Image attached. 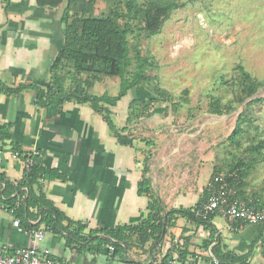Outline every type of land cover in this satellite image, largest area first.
<instances>
[{
    "label": "crops",
    "instance_id": "0c3cea01",
    "mask_svg": "<svg viewBox=\"0 0 264 264\" xmlns=\"http://www.w3.org/2000/svg\"><path fill=\"white\" fill-rule=\"evenodd\" d=\"M58 9L39 7L36 0H10L5 11L0 0V78L8 86L30 82L47 85L50 65L64 41ZM108 80L105 77L96 83L101 84V94ZM139 90L142 89L136 87L134 93ZM129 93L116 106L109 107L114 118L119 104L131 100ZM126 114L125 109V118ZM5 122L12 124L11 134L23 151L37 153L35 161L60 175L43 180L46 198L68 219L86 223L85 232L135 225L146 219L149 197L137 192L145 159L150 191L163 207L162 225L157 232L151 234L148 228V235L123 236L117 241L116 253L111 244L103 246L100 253H90L68 247L63 235L45 230L42 224L36 231L43 237L37 240L26 225L40 220L34 209L28 219L21 220L0 204V246L9 251L36 247L43 254L46 249L58 264H209L214 245L244 254L260 234L258 225L238 228L228 218L226 226L221 227L214 219L204 223L184 214L169 213L178 208L190 210L202 198L216 168L211 146L204 141L186 145V138L177 136L174 130L156 131L151 139L139 140L131 135L132 128L140 125L136 122L124 132L132 138V144L120 145L89 104L66 102L56 117L47 119L44 108L35 105L30 88L18 95L0 94V123ZM180 145L187 150L180 153ZM146 148L149 153H143ZM10 149L9 142L0 149V174L16 183L25 168ZM190 153H194L192 157ZM15 220H19L17 226L13 224Z\"/></svg>",
    "mask_w": 264,
    "mask_h": 264
},
{
    "label": "trees",
    "instance_id": "16d2710c",
    "mask_svg": "<svg viewBox=\"0 0 264 264\" xmlns=\"http://www.w3.org/2000/svg\"><path fill=\"white\" fill-rule=\"evenodd\" d=\"M97 2L108 5V11L100 16L95 14ZM3 3L6 11L10 0H3ZM63 4L65 5L60 21L63 24L64 41L50 65V78L47 85L41 87L30 82L29 84L18 83L15 86H8L0 78V94L18 95L26 88L32 89L34 103L38 107L44 108L47 119L56 117L66 102L87 103L93 111L102 116L117 143L129 146L132 144V138L123 134V131H126L128 127L122 129L116 127L111 119L112 111L109 107L116 106L128 92L134 94L136 87H143L146 81L156 78L148 75L149 61L141 54L140 36L143 33L148 37L159 33L162 24L177 6L176 0H145L144 3H140L138 0H36V5L39 7L56 8ZM234 73L231 90L235 105L228 103L220 106L217 102L211 103L212 113L224 114L236 110L260 87V83L241 64L235 66ZM115 76L119 77V88L115 94L103 92L100 95H94L90 92L94 85L101 82L103 78ZM67 80H69L68 84ZM223 83L227 84L224 78ZM146 91L151 92L153 96L146 98L133 96L129 101L128 111L130 113L128 112L129 115L126 118L127 124L132 123L138 117V113L132 111L134 105L138 104L139 107L145 108L154 101H165L168 98L167 92L158 86L149 87ZM257 101L260 100L254 99L252 102ZM249 104L250 102L247 106ZM247 106L244 107L237 118L234 129L227 136L232 145L240 147L241 138L250 135L253 121L245 113ZM131 112L133 113L131 114ZM11 126L12 124L9 122L0 123V149L9 142L10 150L23 161L32 153L22 150L21 145L11 134ZM247 146L245 150L253 158H258L264 151V139H259L255 143L249 142ZM234 160L228 164L229 170L223 179L229 187L239 188L245 183L253 165L241 157H236ZM147 161V159L144 160L143 174L138 182L137 192L139 195L149 197L147 204L149 212L144 221L135 225L118 226L115 229H90L85 232L86 223L68 219L52 201L46 198L43 191V180L60 178V175L53 170L44 168L38 161L34 162L30 170H25L21 180L16 183L8 181L0 174V204L13 211L21 220L31 216V210L34 209L36 215L40 216V220L35 225L26 224L27 228L36 231L37 227L42 224L45 230L63 235L68 247H75L79 251L100 253L103 246L111 244L116 253L119 247L118 242L127 235L132 233H137L139 236L148 235V228L153 234L162 225L163 207L158 197L150 191ZM215 175H218V168L212 172L201 200L192 209H172L169 213L184 214L204 223L213 219L215 213L207 218H201L195 215V210L205 201L209 189L214 185ZM18 197H22V200ZM233 197H239L248 202L244 196H238L237 192L232 195ZM259 201L264 204V201ZM157 220L159 223L156 222ZM230 222L232 225L235 223L234 226L238 228L246 225L241 221ZM263 224L264 221L258 223V225ZM112 239H116V242ZM259 239L260 236L250 244L244 254L222 250L218 244L212 247V252L225 264H253L249 262V257L252 254L253 246Z\"/></svg>",
    "mask_w": 264,
    "mask_h": 264
},
{
    "label": "rangeland",
    "instance_id": "374dc122",
    "mask_svg": "<svg viewBox=\"0 0 264 264\" xmlns=\"http://www.w3.org/2000/svg\"><path fill=\"white\" fill-rule=\"evenodd\" d=\"M138 2L144 3L145 0ZM64 5L59 6V16ZM176 5L159 33L140 36L141 54L149 61L148 75L156 78L146 81L143 87L139 86L142 92H130L129 98L152 97L153 94L146 91L152 86L164 89L168 98L154 101L143 109L138 104L134 105L132 111L138 113V117L132 124L137 122L140 125L132 128L131 135L139 140H149L156 131L174 130L177 136L186 138V145L204 141L207 147L211 146L212 163L222 178L229 170L228 164L241 157L252 163L253 168L241 187H230L231 194L237 192L248 201H264V151L260 157L253 158L245 150L249 142L264 139V0H176ZM107 11V4L96 3L97 16ZM237 64L251 73L260 87L236 110L214 114L211 103L235 105L231 82ZM223 78L227 84L223 83ZM108 81L105 92L115 94L119 88V77H109ZM100 86L95 84L90 92L101 94ZM254 99L260 101L252 102ZM129 103L121 102L116 109V118L111 115L119 129L131 124L126 123ZM245 106V113L253 124L250 135L241 138L239 147L230 144L227 136ZM147 149L143 153H149ZM178 150L183 153L187 149L180 145ZM193 154L190 153L189 157ZM210 172L208 165L207 174ZM213 219L221 227L226 226V218L221 214H216ZM258 226L260 239L254 247L253 264H264V224Z\"/></svg>",
    "mask_w": 264,
    "mask_h": 264
},
{
    "label": "built area",
    "instance_id": "2783aa9c",
    "mask_svg": "<svg viewBox=\"0 0 264 264\" xmlns=\"http://www.w3.org/2000/svg\"><path fill=\"white\" fill-rule=\"evenodd\" d=\"M37 153H32L23 160L25 170H30L35 162ZM24 191V190H23ZM20 198V197H19ZM22 200V197L20 198ZM221 214L230 221H241L247 225H258L264 221V204L258 200L243 201L235 197L232 198L230 187L219 176H214V185L209 189L207 197L202 205L195 210V215L207 218L211 214ZM19 220L13 221L17 226ZM33 236L40 240L42 232L33 231ZM41 254L36 247L16 248L9 251L6 247L0 246V264H58L44 249ZM209 264H225L220 261L212 251H210Z\"/></svg>",
    "mask_w": 264,
    "mask_h": 264
}]
</instances>
